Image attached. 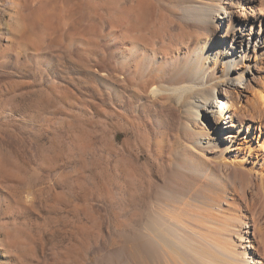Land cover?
I'll use <instances>...</instances> for the list:
<instances>
[{
	"label": "bare ground",
	"instance_id": "1",
	"mask_svg": "<svg viewBox=\"0 0 264 264\" xmlns=\"http://www.w3.org/2000/svg\"><path fill=\"white\" fill-rule=\"evenodd\" d=\"M150 2L110 1L106 47L91 63H48L89 94L110 145L117 117L143 148L141 176L127 164L78 185L98 234L64 264H264V0ZM15 121L21 134L30 116Z\"/></svg>",
	"mask_w": 264,
	"mask_h": 264
},
{
	"label": "rangeland",
	"instance_id": "2",
	"mask_svg": "<svg viewBox=\"0 0 264 264\" xmlns=\"http://www.w3.org/2000/svg\"><path fill=\"white\" fill-rule=\"evenodd\" d=\"M110 1L0 0V264L83 259L99 218L76 203L78 185L109 182L127 164L143 174V160H134L143 148L131 128L124 132L115 117L119 135L110 145L89 94L48 66L55 56L92 62L97 48L106 47ZM168 24L163 17L157 26L164 38ZM239 88L243 100L252 96V89ZM43 97L50 102L36 101ZM29 116L17 133L15 120Z\"/></svg>",
	"mask_w": 264,
	"mask_h": 264
}]
</instances>
